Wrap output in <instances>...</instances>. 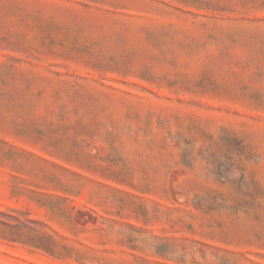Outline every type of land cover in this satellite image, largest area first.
I'll use <instances>...</instances> for the list:
<instances>
[{
	"label": "rangeland",
	"instance_id": "1",
	"mask_svg": "<svg viewBox=\"0 0 264 264\" xmlns=\"http://www.w3.org/2000/svg\"><path fill=\"white\" fill-rule=\"evenodd\" d=\"M0 264H264V0H0Z\"/></svg>",
	"mask_w": 264,
	"mask_h": 264
}]
</instances>
